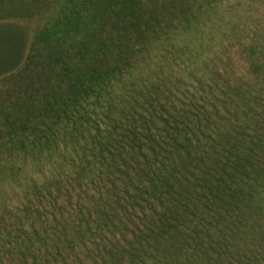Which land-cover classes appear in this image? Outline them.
<instances>
[{
    "label": "trees",
    "instance_id": "obj_1",
    "mask_svg": "<svg viewBox=\"0 0 264 264\" xmlns=\"http://www.w3.org/2000/svg\"><path fill=\"white\" fill-rule=\"evenodd\" d=\"M220 5L43 0L0 32V177L51 176L0 210V264H264V24Z\"/></svg>",
    "mask_w": 264,
    "mask_h": 264
},
{
    "label": "rangeland",
    "instance_id": "obj_2",
    "mask_svg": "<svg viewBox=\"0 0 264 264\" xmlns=\"http://www.w3.org/2000/svg\"><path fill=\"white\" fill-rule=\"evenodd\" d=\"M28 4V10H30V13H25L24 19H18L13 20L10 18L5 17V19L2 20V17L0 16V24H3L2 28H0L1 33H5L7 35L8 33L12 32L14 34L20 35H26V37L34 36L40 27V24L47 20L48 15L42 11H35L36 9L40 8L41 1L43 0H23ZM25 3V5H26ZM222 5L226 7V10H223ZM222 5L219 6L218 13H220V17L222 19H236L241 17V20L244 18L242 16L243 14H247V18H249V12L250 14L255 10L258 11L256 19V24L259 25L260 22L264 24V0H222ZM29 15V16H28ZM15 17V15H13ZM12 21L11 27L9 26V22ZM11 30V31H10ZM2 85H8L6 81L0 82V91L2 88ZM48 168H43V173L39 172L38 166L33 163L30 165H27L26 170L22 173L21 181H17L10 177V174L7 176V179L0 177V210L3 209L5 202H7L11 207H16L18 205H21L23 200L22 199H16L18 196L17 194H23L29 187L30 182L31 186H45L46 183L49 181L50 174L48 173ZM3 180V181H1ZM34 183V184H33ZM11 192V193H8ZM15 196H13L14 194ZM61 204H63V201H60ZM6 205V204H5ZM46 209L44 210V216H49L50 219L48 222L52 225L62 214L60 211L53 212V208L46 205L44 206ZM64 210L62 209V212ZM34 212V209L32 210ZM65 216V213L63 214ZM65 218H68L66 215ZM69 226V225H68ZM53 227V226H52Z\"/></svg>",
    "mask_w": 264,
    "mask_h": 264
}]
</instances>
